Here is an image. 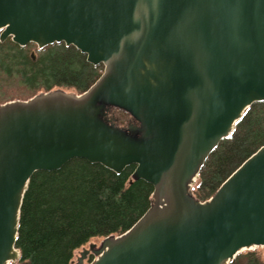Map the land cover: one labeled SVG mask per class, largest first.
<instances>
[{
    "label": "water",
    "instance_id": "water-1",
    "mask_svg": "<svg viewBox=\"0 0 264 264\" xmlns=\"http://www.w3.org/2000/svg\"><path fill=\"white\" fill-rule=\"evenodd\" d=\"M73 46L103 65L85 93L0 105V264H17L32 176L73 159L153 186L126 233L72 264H231L264 248V146L211 199L193 188L247 110L264 102V0H0V42ZM112 109L134 121L119 126Z\"/></svg>",
    "mask_w": 264,
    "mask_h": 264
},
{
    "label": "trees",
    "instance_id": "trees-1",
    "mask_svg": "<svg viewBox=\"0 0 264 264\" xmlns=\"http://www.w3.org/2000/svg\"><path fill=\"white\" fill-rule=\"evenodd\" d=\"M104 66L87 62L86 55L64 43L42 50L37 45L20 47L10 38L0 42V105L57 89L79 94L88 91L102 76ZM15 81L25 95L7 99ZM20 93V92H19ZM6 97V99H4ZM119 126L132 118L112 109ZM118 115V118L117 116ZM264 146V102L253 104L202 168L193 193L208 201L221 185ZM136 166L118 175L101 164L73 159L57 171L36 172L28 185L20 213L16 248L17 264H72L75 252L92 239L122 235L150 209L153 186L134 181ZM94 259L90 256V261ZM231 264H264L259 250L239 254Z\"/></svg>",
    "mask_w": 264,
    "mask_h": 264
},
{
    "label": "rangeland",
    "instance_id": "rangeland-1",
    "mask_svg": "<svg viewBox=\"0 0 264 264\" xmlns=\"http://www.w3.org/2000/svg\"><path fill=\"white\" fill-rule=\"evenodd\" d=\"M16 82L13 81L11 83H4V85L6 86H9L10 89H12L13 91H11L9 94H6L7 95V99L11 98L12 96H14L15 94L18 95V96H22V95H25L24 92H26V90L24 91L22 89V87H20V89L17 88ZM24 91V92H23ZM67 91H71V90H67ZM20 92V93H19ZM4 99H6V97H4ZM117 118H118V115H116ZM121 123H123V125H127V122H124L123 120L121 121ZM102 239L100 238H95V239H92L87 245H85L84 247L78 249L75 254H74V259L73 261L74 262H77V259L78 257L80 256V253L84 250V249H89L90 245L91 244H94V245H97L98 247L100 246V243H101ZM259 250V255H260V258H261V261L264 262V248H259L257 249ZM90 263V260H87L86 261V264H89Z\"/></svg>",
    "mask_w": 264,
    "mask_h": 264
},
{
    "label": "flooded vegetation",
    "instance_id": "flooded-vegetation-1",
    "mask_svg": "<svg viewBox=\"0 0 264 264\" xmlns=\"http://www.w3.org/2000/svg\"><path fill=\"white\" fill-rule=\"evenodd\" d=\"M113 116V115H112ZM134 121L132 120L130 123H133Z\"/></svg>",
    "mask_w": 264,
    "mask_h": 264
}]
</instances>
